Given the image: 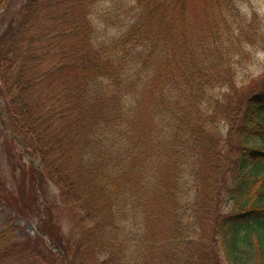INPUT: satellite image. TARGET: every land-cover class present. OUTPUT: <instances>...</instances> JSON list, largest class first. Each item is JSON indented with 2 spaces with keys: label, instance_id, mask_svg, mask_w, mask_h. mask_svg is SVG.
<instances>
[{
  "label": "trees",
  "instance_id": "obj_1",
  "mask_svg": "<svg viewBox=\"0 0 264 264\" xmlns=\"http://www.w3.org/2000/svg\"><path fill=\"white\" fill-rule=\"evenodd\" d=\"M98 3L27 0L0 44L6 128L35 160L46 252L54 264H264V85L238 87L239 45L223 39L232 0H217L218 23L208 5L192 20L194 0H135L112 36L93 21ZM119 10L104 22L119 25ZM19 244L0 234V264L42 251Z\"/></svg>",
  "mask_w": 264,
  "mask_h": 264
},
{
  "label": "rangeland",
  "instance_id": "obj_2",
  "mask_svg": "<svg viewBox=\"0 0 264 264\" xmlns=\"http://www.w3.org/2000/svg\"><path fill=\"white\" fill-rule=\"evenodd\" d=\"M194 1L196 9H191L192 20L197 21L199 15L202 19L205 5H208L211 16L207 15V17L210 19V23L215 19H217V23L220 22L217 16V0ZM26 2L27 0H0V44L8 33L10 24L13 23L17 13ZM232 3V11L225 13L227 18L229 15L231 16L229 28L226 29H229V35H224L223 39L225 41L231 39L239 45L233 56V62L237 68V83L239 89L249 92L257 86L264 85V0H232ZM134 5L135 0H99L92 12L93 21L97 29L100 30L99 34L109 33V36H112V34L118 35L121 30L123 31L131 19V16L126 14L134 8ZM118 7L122 8L118 12L122 22L112 26L105 23L102 14L118 11ZM239 23L244 24L240 31H238ZM22 44L24 50L27 51L28 48L32 50V47L26 42L22 41ZM22 44L20 51H22ZM20 91H22L21 88H17L16 96L14 93L13 97H19ZM3 104V97H0V234L9 235L22 247L28 246L36 250H38L37 247H40L39 250H42L38 255L36 251L37 259L30 257L24 261L6 264H54L46 252V245L37 238L38 228H40L38 217L43 208L42 201L38 200L35 195L36 193L40 194L38 186L35 184L34 177L36 178V176L33 174L35 160L30 154L24 153L19 139L14 138V134L6 128L8 123L6 124ZM43 194L48 204L57 206L56 221L65 237L71 242H76L78 233L75 222L68 217V212L60 201L58 189L54 184L46 181Z\"/></svg>",
  "mask_w": 264,
  "mask_h": 264
}]
</instances>
